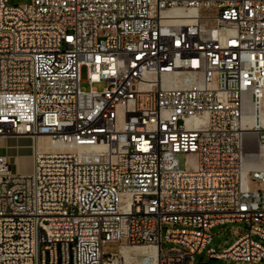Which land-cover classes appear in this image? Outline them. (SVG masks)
<instances>
[{"label": "built area", "instance_id": "obj_1", "mask_svg": "<svg viewBox=\"0 0 264 264\" xmlns=\"http://www.w3.org/2000/svg\"><path fill=\"white\" fill-rule=\"evenodd\" d=\"M20 135L66 150L30 173L0 155V264H264V0H0V138Z\"/></svg>", "mask_w": 264, "mask_h": 264}, {"label": "rangeland", "instance_id": "obj_2", "mask_svg": "<svg viewBox=\"0 0 264 264\" xmlns=\"http://www.w3.org/2000/svg\"><path fill=\"white\" fill-rule=\"evenodd\" d=\"M8 2L10 5H25V4H29L31 0H8ZM82 79L84 81V83L82 84V87L86 90H89L90 85L86 82L87 72L85 69L82 71ZM105 87H106L105 84L95 85V88H97L100 91L103 90ZM12 141L17 142L18 140H12ZM17 144H18L19 153L16 154L12 150H10L11 152L10 151L7 152L6 149L5 150L3 149L0 152V155L8 158V161L12 165V171L14 173H16L18 169L20 172H28L27 170L29 169L31 160H27L26 163L23 162V165L18 166L17 164L18 156L17 155L23 156V155L29 154V145H30L29 140H19ZM39 151H49V150L43 147ZM179 158H180L181 163H183V157L180 156ZM235 230L239 231L241 234H244L245 232L248 231V226L242 223H234V224H227L225 226H218L212 229L211 234L213 237V241H212V244L209 246V248L215 249L217 253H222L225 249L230 247L236 241L237 237H235L234 235ZM256 240L260 241L258 238H256ZM262 244L264 245V242H262ZM162 247L164 251H167L171 247V245L163 243ZM104 250L108 255L115 254V253H118L119 251V245L109 244L105 247ZM128 250L130 251L131 249H128ZM205 253L202 256L197 257L198 263L200 264H203V263L204 264H240L239 262L232 261V260H211L205 256ZM130 254L132 258L131 259L132 264H153L152 259H147V260L145 259L146 258L145 254H141V255L140 254L133 255L132 253ZM201 257H204L202 262H200Z\"/></svg>", "mask_w": 264, "mask_h": 264}, {"label": "bare ground", "instance_id": "obj_3", "mask_svg": "<svg viewBox=\"0 0 264 264\" xmlns=\"http://www.w3.org/2000/svg\"><path fill=\"white\" fill-rule=\"evenodd\" d=\"M13 18H16V9H9V11H5V21H12ZM12 140H18V141L19 140H29V143H30L29 154H26L23 156L17 155L18 156L17 157L18 166L23 165V162L26 163L27 160H31L29 169L27 170L28 172H26V173H30L32 171L34 157H35L36 153L41 148L44 147L45 149L50 150V151L56 150L57 148L66 150L65 146L57 144V143H50L46 138H40L37 140V139H32V138L25 136V135H20L17 137H12V138H7V139L6 138L5 139L0 138V152L3 149L4 150L6 149L7 152L12 150L16 154L19 153L18 144H17L18 141L15 142ZM261 167L262 166L260 165L259 168H261ZM157 178H165V168H157ZM168 186H176V179H168ZM130 253H132L133 255L145 254L146 260L152 259L153 264H159V254L154 247H137V248L131 249L130 251L128 249L125 250L122 253V257H123L124 261L126 262V264H132L131 263L132 258H131Z\"/></svg>", "mask_w": 264, "mask_h": 264}]
</instances>
